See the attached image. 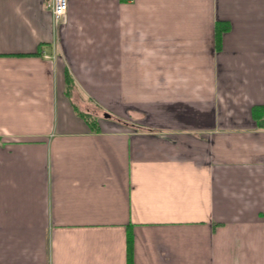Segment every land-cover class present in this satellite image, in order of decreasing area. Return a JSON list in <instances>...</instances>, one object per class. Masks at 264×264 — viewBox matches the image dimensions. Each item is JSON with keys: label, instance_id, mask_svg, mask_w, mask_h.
Segmentation results:
<instances>
[{"label": "crops", "instance_id": "obj_1", "mask_svg": "<svg viewBox=\"0 0 264 264\" xmlns=\"http://www.w3.org/2000/svg\"><path fill=\"white\" fill-rule=\"evenodd\" d=\"M52 3L0 0V264H264V0Z\"/></svg>", "mask_w": 264, "mask_h": 264}, {"label": "trees", "instance_id": "obj_2", "mask_svg": "<svg viewBox=\"0 0 264 264\" xmlns=\"http://www.w3.org/2000/svg\"><path fill=\"white\" fill-rule=\"evenodd\" d=\"M230 24L225 21H217L215 27V39L216 46L219 48L221 41V36L224 32L229 30ZM66 82H67V93L71 90L72 78L69 73H66ZM78 114L83 116L87 122L91 125L92 128L97 129V121L95 119H90V115L87 113H82L78 111ZM252 116L256 120L259 127H264V105H254L252 107Z\"/></svg>", "mask_w": 264, "mask_h": 264}, {"label": "built area", "instance_id": "obj_3", "mask_svg": "<svg viewBox=\"0 0 264 264\" xmlns=\"http://www.w3.org/2000/svg\"><path fill=\"white\" fill-rule=\"evenodd\" d=\"M69 0H53L52 16L55 27H59L65 20Z\"/></svg>", "mask_w": 264, "mask_h": 264}, {"label": "rangeland", "instance_id": "obj_4", "mask_svg": "<svg viewBox=\"0 0 264 264\" xmlns=\"http://www.w3.org/2000/svg\"><path fill=\"white\" fill-rule=\"evenodd\" d=\"M112 109H114V107H112ZM115 112V111H114Z\"/></svg>", "mask_w": 264, "mask_h": 264}]
</instances>
